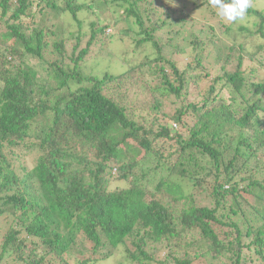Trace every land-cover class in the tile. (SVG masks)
<instances>
[{
  "label": "trees",
  "instance_id": "1",
  "mask_svg": "<svg viewBox=\"0 0 264 264\" xmlns=\"http://www.w3.org/2000/svg\"><path fill=\"white\" fill-rule=\"evenodd\" d=\"M248 16L264 39V11ZM213 18L231 32L208 0H0V264H95L120 248L121 264H264V43L224 48ZM112 28L132 42L123 71L112 59L83 75ZM228 87L239 99H219ZM204 114L236 123L237 140Z\"/></svg>",
  "mask_w": 264,
  "mask_h": 264
},
{
  "label": "rangeland",
  "instance_id": "2",
  "mask_svg": "<svg viewBox=\"0 0 264 264\" xmlns=\"http://www.w3.org/2000/svg\"><path fill=\"white\" fill-rule=\"evenodd\" d=\"M107 5H108V3H107ZM251 6L254 9L264 11V0H252ZM108 7L114 8L113 5H108ZM111 8H110V10H113ZM248 17L249 18L248 19L246 18L243 22L233 24L231 32H230L231 34L225 33V29L221 25V23H219L218 19L213 18V20L211 22V26L216 28L217 31L215 34L219 35L221 40H222V38L225 40L224 48L225 47L227 48L229 46L234 47V43H233L234 39H236L239 43L243 44V46H245V50L248 52H254L259 45L264 43V39H262V38H259V37L252 38L251 37L252 36L251 34H253V36H260L258 34H255L257 31V27L255 26V24H259L260 20L254 16H248ZM82 18H89V20L93 21L94 17L91 15L90 12H87V13L85 12V13H83ZM64 26H67L66 22H64ZM242 26H245L246 28H248L249 31L245 32V33H241L239 31V29ZM31 27L32 28L30 29V31H32V29L35 27V24H33ZM120 27L125 29V24L123 22H121ZM112 29H113V32L111 33V36H113V37L111 39V42L109 41L110 42L109 43L107 41V42H104L103 44L95 43L92 50L89 52V54H87L85 56V59L82 62H79V71L83 75L92 76L93 74H95V72L102 74L104 72V69L107 67V65L109 63H111L112 59H113V62H112L113 64L110 66V69L112 71H113V69H115V70H117V72L123 71V69H122L123 67H121L119 57L121 55H123L124 53L126 54V52L128 50V49H126V46L132 44V42L129 39L122 40L120 34L114 28H112ZM127 33H129V32H126V34ZM211 35H212V33H211ZM127 36L125 35V37H127ZM88 37L89 36H85L84 38H88ZM203 39L206 42H208L205 37H203ZM208 39H209V41H211L210 39H213V41H217L215 39V36H210ZM239 43L236 45L239 46ZM210 46L212 47L213 44L211 43ZM133 49H135V48H133ZM109 54H110V56H107ZM146 54H148V53L142 51V59H143V56ZM125 57L128 58L127 55H125ZM53 58H54V56L51 55L50 59L52 60ZM140 61H141V59H140ZM69 63L71 64L70 68H72V69L75 68L74 62L68 60V63H66L67 65L65 66L66 70H70ZM31 65L37 67V69L40 72V77L47 76L48 73L45 70H43L42 68L41 69L38 68V67L42 66L39 61H37L36 59H32ZM256 72L258 73V75H262V76L264 75V71L256 70ZM255 81H257V80H255ZM86 83H88V82H84V83L83 82H80V83L76 82L73 85V88L79 89L82 86H87ZM228 91L235 93L233 95H235V97L237 99H239V95L236 93V91H233L231 87H228L227 89H225V91L222 93V95H221V97H219V99L222 98L224 101L229 100V97L231 96V94ZM144 97H145V94L140 92V94H139L140 100L144 99ZM212 107L210 106V108H212ZM167 108L169 110L170 105H167ZM156 115L158 117H162V114L157 113ZM261 116L264 119V113H261ZM209 118H211V117L207 114L204 117H202L201 120L203 123H206L207 121L212 123L213 128L210 130L211 132L216 133L224 141H235V140H237L239 128L236 127V123L233 126H231L230 124H226V123L222 124L221 123L222 125L219 126V123L216 125L217 122H214V121L221 122L222 119L220 118V116L214 118V114H213L212 119H211L212 121L209 120ZM168 120H170V119H168ZM169 122H171V120ZM259 160H261V162L263 164V165H261V168L264 170V153L259 154ZM261 175H264V172ZM128 183H129L128 181L113 182V184L111 185V188L112 189H115L117 187L123 188V187H126ZM155 185L150 187V191L155 192ZM201 198L204 200V203H202L201 200H198V205H201V204L203 206L209 205V200L205 197V194H202ZM9 227H10L9 221L7 223H5L4 219L0 220V241H1V236H3L8 231ZM227 229H229V228L228 227L224 228V230H227ZM243 239H246V238L244 237ZM80 241H82V245L80 246V249L84 252H82V254H78L77 257H75V255H74V259H77V260L79 259V261L81 262V261L88 259V256H89L91 248H92V244L89 240L83 238V236L80 238ZM105 250L106 249L101 248L100 252L102 253ZM125 255H126V250H124L123 248H120L108 260L103 261L100 259V261L95 263V264H121ZM161 255L164 256L165 254L162 253ZM101 257H103V255H101ZM245 257H247L248 259H251L253 256H250V258H249L248 254H246ZM12 259H14V257H12ZM7 260L8 261H6V260L3 261V263L4 264H13L14 263L12 260H9V259H7ZM101 261H103V262H101ZM76 263H77V261H76ZM126 264H128V263L126 262ZM248 264H250V262Z\"/></svg>",
  "mask_w": 264,
  "mask_h": 264
},
{
  "label": "clouds",
  "instance_id": "3",
  "mask_svg": "<svg viewBox=\"0 0 264 264\" xmlns=\"http://www.w3.org/2000/svg\"><path fill=\"white\" fill-rule=\"evenodd\" d=\"M208 4L215 9L216 15L221 20L236 24L246 19L252 0H208Z\"/></svg>",
  "mask_w": 264,
  "mask_h": 264
}]
</instances>
